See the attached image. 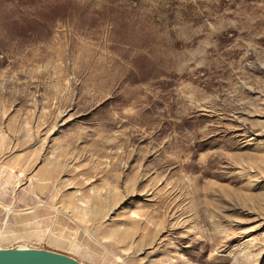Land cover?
<instances>
[{
	"label": "rangeland",
	"instance_id": "374dc122",
	"mask_svg": "<svg viewBox=\"0 0 264 264\" xmlns=\"http://www.w3.org/2000/svg\"><path fill=\"white\" fill-rule=\"evenodd\" d=\"M0 247L264 264V0H0Z\"/></svg>",
	"mask_w": 264,
	"mask_h": 264
},
{
	"label": "water",
	"instance_id": "95a60500",
	"mask_svg": "<svg viewBox=\"0 0 264 264\" xmlns=\"http://www.w3.org/2000/svg\"><path fill=\"white\" fill-rule=\"evenodd\" d=\"M0 264H83L77 258L50 249L0 247Z\"/></svg>",
	"mask_w": 264,
	"mask_h": 264
},
{
	"label": "bare ground",
	"instance_id": "6f19581e",
	"mask_svg": "<svg viewBox=\"0 0 264 264\" xmlns=\"http://www.w3.org/2000/svg\"><path fill=\"white\" fill-rule=\"evenodd\" d=\"M119 260H120V259H119ZM120 261H121L122 263H124L123 260H120Z\"/></svg>",
	"mask_w": 264,
	"mask_h": 264
}]
</instances>
